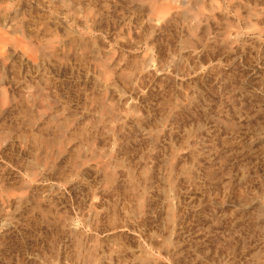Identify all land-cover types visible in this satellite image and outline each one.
<instances>
[{
    "label": "rangeland",
    "instance_id": "rangeland-1",
    "mask_svg": "<svg viewBox=\"0 0 264 264\" xmlns=\"http://www.w3.org/2000/svg\"><path fill=\"white\" fill-rule=\"evenodd\" d=\"M135 1L0 0V264H230L236 258L239 264L259 260L260 264L264 260V168L235 182L254 165L255 160L249 159L264 151V117L251 116L264 103V78L257 79L256 74L264 73V64L256 56L259 62L254 64L255 57L241 56L237 70L226 53L215 48L203 51L180 25L169 32L153 30L144 19L149 8L159 11L160 3L146 0L152 5L143 10L144 3ZM85 16L95 20L84 23ZM226 20L220 21L222 27ZM257 50L262 54L264 44ZM197 91L206 97L202 121L221 118L211 136L215 141L207 137L210 143L206 140L200 156L197 147L190 150L187 145L190 125L175 120V112ZM257 97L262 99L258 104ZM237 101L241 109L233 106ZM200 102L185 115L199 114ZM225 110L235 117L229 123L234 121L237 127L228 122L223 126L222 120L229 117ZM220 145L233 151L222 152ZM210 146L224 159L215 166L219 172L223 169L219 178L227 181L233 175L226 182L230 187L221 179L215 181L219 192L210 191V198L227 200L223 193L228 188L235 200L224 202L215 221L205 222L202 205L210 206L211 200L202 203L201 198L202 189L210 186L205 179ZM241 193L247 196L236 197ZM191 195L200 197L193 205L187 201ZM208 210L206 216L211 215ZM174 215L177 224L172 228ZM207 225L212 232L205 245L199 236ZM250 235H258L256 244L239 242ZM204 246L211 249L208 254L202 251Z\"/></svg>",
    "mask_w": 264,
    "mask_h": 264
},
{
    "label": "bare ground",
    "instance_id": "bare-ground-1",
    "mask_svg": "<svg viewBox=\"0 0 264 264\" xmlns=\"http://www.w3.org/2000/svg\"><path fill=\"white\" fill-rule=\"evenodd\" d=\"M137 1V0H136ZM135 1V2H136ZM141 1H144V0H141ZM141 1H139L140 2V4L142 5L143 3V7H145V9H143V7H142V9L143 10H146V7L147 6H149V5H152V4H147L146 5V0H145V2H141ZM149 1V0H148ZM156 1V3L155 4H159V5H161V6H157V5H155V7L156 8H158V10L159 11H155L153 8H149L150 10H148V13L146 14V20L144 19V21H147V24H149V27H151V28H153V30H155L156 28H159L160 30L162 29V30H165V32L166 31H168V30H172L173 28H175L176 26H178V25H180V26H182V28L184 29V31L186 32V34L188 35L187 36V38L189 37L190 39H191V41H195L200 47H202L201 49L203 50V51H208V50H211L212 51V49H214L215 48V51L216 52H219V51H221V52H219V53H226V55H228L229 57H230V59H231V61L233 62V64L235 65V67L237 66L238 67V65L240 66V60H239V57H240V59H241V56H243V57H247V59H248V57H251V56H253V57H258V59H261V61L260 62H262V64H264V52L262 53V54H258L259 52H258V50H257V48H259L260 47V44H264V0H167V4L166 3H164V1L162 0V2L164 3V5H165V7L163 6V3L161 2V0H160V2H158L157 3V1H159V0H155ZM154 1V2H155ZM139 2L137 1L136 3H138V5H139ZM151 2V1H150ZM131 3V2H130ZM141 5H140V7H141ZM155 8V9H156ZM160 8H162L161 10H160ZM148 9V8H147ZM146 12V11H145ZM139 13V12H138ZM220 14H223V16H228L229 17V20H226V17L225 18H222L223 20H220V21H222V23H223V21H225L226 20V22L224 23L225 24V26L224 27H222L220 24H221V22L219 21V19H221V18H218L219 16H220ZM89 17H91V19L89 18ZM227 17V18H228ZM225 19V20H224ZM83 22L85 23V22H87V21H89V20H91V21H94L95 20V16L94 17H92V16H85L83 19ZM243 24L245 27V30L246 31H243V32H241V27L243 26H241L240 27V24ZM223 24V25H224ZM148 27V26H147ZM177 28V27H176ZM244 30V29H243ZM151 32V31H150ZM169 32V31H168ZM181 32V31H180ZM161 34V33H160ZM242 35H244V36H242ZM249 35L251 36V35H253V36H255V37H253V36H251V37H249ZM245 37H248V38H246L245 39ZM188 38V39H189ZM189 39V40H190ZM190 42V41H189ZM186 44V43H185ZM188 44V43H187ZM186 44V45H187ZM179 45H181V44H179ZM185 45V46H186ZM188 47H190L189 45H188ZM185 48V47H184ZM187 48V47H186ZM188 49H190V48H188ZM190 50H193L192 49V46H191V49ZM189 50V51H190ZM195 50V49H194ZM193 50V51H194ZM180 51V50H179ZM202 51V52H203ZM214 51V53H216ZM196 52V51H195ZM213 52V51H212ZM212 52H211V54H212ZM188 53V52H187ZM204 55H206L205 53H203ZM218 54V53H217ZM228 56H227V58H228ZM255 57V58H256ZM246 59V58H245ZM250 59V58H249ZM257 59V58H256ZM255 59V60H256ZM257 59V60H258ZM239 60V61H238ZM254 60V61H255ZM248 61V60H247ZM250 61V60H249ZM253 61V60H252ZM253 61V64L254 63H257V62H259V60L258 61H255L254 62ZM207 62H209V61H207ZM246 62V61H245ZM245 62H244V64H245ZM247 63V62H246ZM249 63H252V62H249ZM215 64V63H214ZM231 64V63H230ZM232 64V65H233ZM226 65H228V64H226ZM248 65V64H247ZM252 65V64H251ZM258 65V68H259V63L257 64ZM257 65H255L256 67H257ZM203 66V65H202ZM201 66V67H202ZM217 66V65H216ZM264 66V65H263ZM218 67V66H217ZM233 67V66H232ZM237 67H236V69H237ZM244 67V66H243ZM248 67V66H247ZM249 67H251V66H249ZM248 67V68H249ZM253 67V66H252ZM240 68V67H239ZM242 68V67H241ZM240 68V69H241ZM258 68H257V70H258ZM256 69V68H255ZM238 70V69H237ZM243 71H242V74L243 73H246V71H247V69L245 70V69H242ZM252 71V70H251ZM262 71V70H261ZM237 72H239V71H237ZM241 72V71H240ZM257 72V71H256ZM264 72V71H263ZM219 73V72H218ZM255 74V73H254ZM257 74V76H260V78H257V79H261V78H264V73H262V72H259V73H256ZM204 75H206V74H204ZM243 75H245V74H243ZM246 75H249L248 73H246ZM209 76V75H208ZM253 76V75H252ZM244 77V76H243ZM251 77V76H250ZM249 77V78H250ZM254 77V76H253ZM253 77H252V79H253ZM256 77V76H255ZM254 77V78H255ZM206 78V77H205ZM248 78V77H247ZM203 79V78H202ZM210 79V78H209ZM236 79V78H235ZM251 79V80H252ZM206 80V79H205ZM205 80H203V81H205ZM215 80H217V79H215ZM208 81V80H207ZM221 81V80H220ZM228 81V80H227ZM255 81H256V78H255ZM259 81V80H258ZM258 81H256V82H258ZM262 81H264L263 79H262ZM217 82V81H216ZM239 82V81H238ZM219 83V82H218ZM259 83H261V82H259ZM263 83V82H262ZM204 84V83H203ZM212 84V83H211ZM221 84V83H220ZM200 85V84H199ZM215 85V84H214ZM216 85H217V83H216ZM261 85V84H260ZM263 85V84H262ZM205 86V85H204ZM259 86V85H258ZM215 88V87H214ZM210 90H212V89H210ZM214 90V89H213ZM219 90V89H218ZM202 91H204V89L202 90ZM216 91V90H215ZM213 92V91H212ZM217 92V91H216ZM215 92V93H216ZM192 93V92H191ZM202 93H204V92H201V91H197L196 92V94H194V99H192V100H190L189 102H188V100H187V104L185 105L184 104V106L183 107H181L180 108V112H178L177 113V111L174 113L175 115V120H176V122H178V123H180V124H184V125H186V123H188L189 125H190V129H189V131H188V146L190 147L189 149L190 150H192V149H194V148H198L196 151H198L197 153L199 154L200 152L199 151H201V149H203V147H204V145L207 143L206 142V140L207 139H209V138H211V136H214L213 135V133H215V130H216V128L217 127H219V124H220V121H221V118H220V121L219 122H217L218 120H219V117H217L218 118V120H216V116H215V118H212L213 116H211V118L208 120H204V121H202V117H203V114H202V109L204 108H202V103H203V100L202 99H204V98H206V97H203L202 98ZM214 93V92H213ZM217 93H219V92H217ZM234 93V92H233ZM205 94V93H204ZM203 94V95H204ZM217 95H219V96H222V95H220V93L219 94H217ZM230 95V94H229ZM245 95V94H244ZM218 96V97H219ZM228 96V95H227ZM251 96V95H250ZM191 98H192V96H190ZM232 98V97H231ZM238 98H239V96H238ZM209 99V98H208ZM241 99V98H240ZM259 99H261L260 97L258 98H256V100L258 101L257 102V104L259 103ZM198 100H201V106H200V109H201V112L199 113V114H196L195 113V115H191V114H189V116H187V114L189 113V110L191 111V108H193L194 106H196L197 107V105H195V103H196V101H198ZM206 100V99H205ZM212 100H214V99H212ZM226 100V99H225ZM224 100V101H225ZM234 100H236L235 98H234ZM234 100H232V101H234ZM238 100V99H237ZM262 100V99H261ZM260 100V101H261ZM207 101H209V100H207ZM223 101V102H224ZM227 101V100H226ZM248 101V100H247ZM255 101V100H254ZM205 102V101H204ZM213 102V101H212ZM223 102H220V103H223ZM231 101H229V103H230ZM213 103H216V102H213ZM226 103V102H225ZM225 103L223 104V105H225ZM207 105H208V103H206ZM212 104V103H211ZM236 105H234L233 104V106L235 107L236 106V108H237V104H239V102L237 101V103H235ZM242 104V103H241ZM246 104V103H245ZM215 105V104H214ZM226 105H228L227 107H229V105L230 104H228V102H227V104ZM255 105H256V103H255ZM254 105V106H255ZM203 106H206L205 105V103H204V105ZM216 106H218L217 104H216ZM231 106H232V104H231ZM238 106H240V105H238ZM247 106H249V105H247ZM246 106V107H247ZM209 107V106H208ZM208 107H205V109L208 111ZM210 107H212L213 108V106H210ZM226 107V108H227ZM215 108H217V107H215ZM233 108V107H232ZM239 108V107H238ZM237 108V109H238ZM249 108V107H248ZM252 108V107H251ZM225 109V108H224ZM235 109V108H234ZM233 109V110H234ZM239 109H241V108H239ZM245 109V108H244ZM254 109V108H253ZM179 110V109H178ZM204 110V109H203ZM213 110V109H212ZM211 110V111H212ZM216 110V109H215ZM229 110V111H228ZM227 111L228 112H230V110L231 109H228ZM232 110V111H233ZM255 110V111H254ZM252 112H254V113H251L252 115V117H253V119H259L260 117H264V103L262 104V103H260V104H258L256 107H255V109H254ZM195 111V110H194ZM206 111V114L208 115L209 113L210 114H212L211 112H210V110L207 112ZM231 111V112H232ZM205 112V111H204ZM217 112H219V110H217ZM220 112H222V109L220 110ZM227 112V113H228ZM230 112V113H231ZM236 112H238V110L236 111V109H235V113H233L232 112V114H236ZM185 113H187L186 115H185ZM190 113H192V111L190 112ZM225 113H226V110H225ZM224 113V114H225ZM227 113L225 114L226 116H227ZM243 113V112H242ZM216 114V112L215 113H213V115H215ZM183 115H185V117H182ZM205 115V114H204ZM206 115V116H207ZM231 115V114H230ZM241 115V114H240ZM204 117V118H208V117ZM221 116L223 117V115H222V113H221ZM228 116H229V113H228ZM227 116V117H228ZM231 116H229L228 118H230ZM232 117H234V116H232ZM231 117V118H232ZM228 118H227V120L226 121H223L222 120V122L221 123H223V126H225V127H227L228 125H227V122L229 123H231L232 122V119L230 118V121L228 120ZM235 118V117H234ZM242 118H244V117H242ZM246 118V117H245ZM179 119V120H178ZM238 119H240V116H239V118ZM248 119V118H247ZM251 119V118H250ZM252 119V120H253ZM178 120V121H177ZM233 120H235V119H233ZM244 120V119H243ZM246 120V119H245ZM262 120V119H261ZM240 121V120H239ZM247 121V120H246ZM248 121H250L249 119H248ZM254 121V120H253ZM258 122L260 121V120H257ZM237 122V121H236ZM242 122V121H241ZM244 122V121H243ZM229 123V124H230ZM263 123V122H262ZM233 125H231L232 127L234 126V127H237V125H234V121H233V123H232ZM236 124H238V122L236 123ZM241 124V123H240ZM240 124H238V127H239V125ZM244 125H245V123H243ZM251 123H247V125H250ZM253 124V123H252ZM251 124V125H252ZM260 125L261 126H263L261 123H260ZM259 125V126H260ZM221 126V125H220ZM256 126V125H255ZM186 127H187V125H186ZM224 127V128H225ZM257 127H258V125H257ZM256 127V128H257ZM264 127V126H263ZM262 127V128H263ZM221 128V127H220ZM229 128H231V127H229ZM246 128H248V127H246ZM251 129H253V126H251L250 127ZM258 128H261V127H258ZM261 128V129H262ZM187 129V130H188ZM219 129V128H218ZM222 129V128H221ZM226 129V128H225ZM224 129V130H225ZM249 129V128H248ZM255 129V128H254ZM260 129V130H261ZM227 130H229L228 128L226 129V131ZM231 130V129H230ZM234 130V129H233ZM232 130V131H233ZM263 130V129H262ZM218 131H220V130H218ZM223 131V130H222ZM244 131V130H243ZM255 131L257 132V129H255ZM221 132V131H220ZM229 132V131H228ZM234 132V131H233ZM245 132H246V130H245ZM248 132V131H247ZM251 132V131H250ZM218 133V132H217ZM221 134H223L222 132H221ZM244 135H245V133H243ZM252 134H255V132L254 133H252ZM257 134H258V132H257ZM256 134V135H257ZM261 134V133H260ZM260 134H258L259 136H260ZM183 135V134H182ZM219 135V134H218ZM229 135V134H228ZM235 135V134H234ZM244 135H242V136H244ZM248 135V134H247ZM256 135H254V137L256 136ZM257 135V136H258ZM216 137H217V134L215 135ZM221 137L223 136V135H220ZM249 136H250V134H249ZM249 136H247L248 138H249ZM253 136V135H252ZM252 136H250V137H252ZM256 136V137H257ZM207 137H209V138H207ZM219 137V136H218ZM217 137V138H218ZM261 137V136H260ZM260 137H258L259 139H260ZM262 137H264V133H263V135H262ZM212 138H214V137H212ZM211 138V139H212ZM253 138V137H252ZM258 138H256V140H258ZM216 139V138H215ZM223 139V138H222ZM221 139V140H222ZM254 139V138H253ZM252 139V140H253ZM212 140H214V139H212ZM211 140V141H212ZM220 140V141H221ZM255 140V139H254ZM208 141V143H210L209 141L210 140H207ZM215 141V140H214ZM213 141V142H214ZM217 141V140H216ZM223 141V140H222ZM224 141H226V140H224ZM187 142V141H186ZM219 142V141H218ZM212 143V142H211ZM227 143V142H226ZM250 143H253V142H251V140H250ZM217 144V143H216ZM220 144H222L221 142H220ZM223 144H225V143H223ZM228 144V143H227ZM184 145V144H183ZM210 145V144H209ZM213 145H214V143H213ZM213 145H211V146H213ZM226 145V144H225ZM241 145V144H240ZM206 146V145H205ZM210 146V148L212 149L213 147H211ZM230 146V145H229ZM238 146V145H237ZM207 147V146H206ZM214 147H216L215 145H214ZM222 148V146L220 145L219 146V148ZM236 147V146H235ZM179 148V147H178ZM220 148V149H221ZM238 149H241V148H243V146H241V148L238 146L237 147ZM185 149V148H184ZM206 149H208V148H206ZM210 149V150H211ZM217 149H218V147H217ZM234 149H236V148H234ZM237 149V150H238ZM181 150V149H180ZM204 150H205V148H204ZM213 151L212 152H206L205 153V151H204V153L206 154L205 155V157H206V159H207V162H208V166H207V168H208V170L206 171V174H205V179H206V181H208V182H206V183H208V184H210V186H208V188H207V190H204V189H202V203H205V201L207 202V200L209 201V200H211V203H209L210 204V206H208V207H206V206H204V205H202V221H205L206 222V220L208 221V219H213L214 221L217 219V212H219V213H221V207H222V205L224 204V202H233V199L235 200V196L232 194V193H230L229 191H228V188H227V191H225L223 194H225L224 196H225V198H227V200L226 199H219L218 197H217V195H215L214 196V198L212 197V198H210V191L212 192V195H213V193L214 194H217L216 193V191H218L219 192V188L220 187H218L217 185H215V181H217L218 182V179H221V178H219V176L220 177H222L221 175H220V173L221 172H223L222 170H221V172H219L220 170H218V166H219V164L218 163H220L221 161H222V159L223 158H221V155H219V154H217V150H216V148H215V150H216V152H214V149H212ZM236 150V151H237ZM264 150V149H263ZM179 151V150H178ZM195 151V152H196ZM221 151L223 152V151H227L228 153L229 152H231V151H233V148H231V146L230 147H226V148H224L223 147V149H221ZM184 152V151H183ZM190 152V151H189ZM203 152V151H202ZM221 152V153H222ZM238 152H239V150H238ZM238 152H237V154H238ZM241 152V151H240ZM218 153H220V152H218ZM220 153V154H221ZM228 153H226V154H228ZM176 154V153H175ZM223 154H225V152L223 153ZM237 154H235V155H237ZM256 154V153H255ZM187 155V154H186ZM200 155H202V153H200L199 154V156ZM229 155V154H228ZM245 155H246V153H245ZM258 155V154H257ZM184 156V155H183ZM254 156V155H253ZM190 157V156H189ZM196 157H197V155H196ZM203 157V156H202ZM222 157H223V155H222ZM236 157V156H235ZM235 157H232L233 159L235 158ZM199 157H197V159H198ZM201 158V157H200ZM225 158H226V156H225ZM229 158H230V156H229ZM206 159H205V161H206ZM227 159V158H226ZM233 159H230V161L231 160H233ZM254 161L253 162V166L252 167H249V168H247V169H245V173L243 174L242 173V175L240 176V175H238L239 177L236 179L235 177V179H236V181L235 182H237V181H243V180H245V179H247L246 178V176L248 175H250V176H252V175H256V173L259 171V170H262L263 168H264V151H262L258 156H254L253 158H250L249 160L250 161H252V160ZM180 160V159H179ZM192 160V159H191ZM228 160V159H227ZM226 160V161H227ZM236 160V159H235ZM223 161H224V159H223ZM223 161H222V163H223ZM230 161H228V162H226V163H229ZM249 161V162H250ZM155 162V161H154ZM173 162V161H172ZM177 162V161H176ZM237 162V161H236ZM244 162V161H243ZM172 164V163H171ZM177 164H178V162H177ZM196 164V163H195ZM199 164V163H198ZM217 164H218V166H217ZM230 164V163H229ZM235 164H237V163H235ZM252 164V163H251ZM226 165H228V164H226ZM232 165H233V163H232ZM231 165V166H232ZM172 166V165H171ZM203 166V165H202ZM215 166H217V167H215ZM234 166V165H233ZM238 167H239V165H237ZM243 167V169L244 168H246L245 167V165H242ZM156 167V166H155ZM204 167H205V164H204ZM229 167V166H228ZM189 169V168H188ZM202 169H203V167H202ZM206 169V168H205ZM214 169H216V171L214 170ZM226 169H228V168H226ZM230 170H231V168H229ZM228 169V170H229ZM234 169V168H233ZM236 169H238L237 167H236ZM235 169V170H236ZM225 170V169H224ZM242 169H241V167H240V171H241ZM226 171V170H225ZM224 171V172H225ZM237 171V170H236ZM227 172H229V171H226V174H227ZM241 172H243V171H241ZM177 173H179V172H177ZM233 173H235V171H233ZM237 173V172H236ZM240 173V172H239ZM142 174V173H141ZM222 174V173H221ZM225 174V175H226ZM229 174H230V172H229ZM229 174H227L228 176H229ZM226 175V176H227ZM144 176V175H143ZM191 176V175H190ZM233 175L231 174L230 176H229V179H230V181H229V183L231 182V180H232V177ZM249 176V177H250ZM151 177V176H150ZM147 178V177H146ZM153 178V177H152ZM183 178H185V177H183ZM223 178H224V174H223ZM189 179V178H188ZM202 179H204V178H202ZM228 179V180H229ZM191 180V179H190ZM192 180H194V179H192ZM222 180V179H221ZM227 180V181H228ZM250 180H252V178L250 179ZM255 180H257V179H255ZM255 180H254V183H255ZM183 181H184V179H183ZM223 181V183H224V179L222 180ZM221 181V182H222ZM227 181H225V183L227 182ZM152 182V181H151ZM154 182V181H153ZM174 182V181H173ZM204 182V181H203ZM251 182V181H250ZM185 183V182H184ZM219 183H220V180H219ZM224 183V184H225ZM238 184H239V182H237ZM241 183V182H240ZM246 183V181H244V184ZM262 183V182H261ZM150 184V183H149ZM177 184V183H176ZM187 184V183H186ZM227 185H228V183H226ZM260 184V183H259ZM207 185V184H206ZM205 185V186H206ZM257 185H258V183H257ZM261 185V184H260ZM203 186V185H202ZM251 186H252V184H251ZM251 186H250V188H251ZM259 186V185H258ZM262 186V185H261ZM228 187H230L229 185H228ZM254 187V186H253ZM252 187V188H253ZM148 188V187H147ZM180 188V187H179ZM203 188V187H202ZM250 188H248L247 190H251ZM263 188V187H262ZM232 189H233V187H232ZM240 189V188H239ZM242 189V188H241ZM256 189V188H255ZM223 190H225V189H223L222 188V191ZM221 191V190H220ZM235 191V190H234ZM254 192H256L255 190H253ZM172 192V191H171ZM237 192V191H236ZM235 192V193H236ZM238 192H241V191H238ZM244 192V191H243ZM250 192V191H249ZM227 193V194H226ZM245 193V192H244ZM184 194V193H183ZM221 194V193H220ZM241 194H243V193H241ZM251 194V193H250ZM211 195V196H212ZM252 195V194H251ZM259 195V194H258ZM223 196V195H222ZM223 196V197H224ZM240 197V196H245L244 194L243 195H237L236 194V197ZM247 196V195H246ZM245 196V197H246ZM250 196V195H249ZM253 196V195H252ZM198 197L199 196H189V199L187 200V201H189V202H191V205H193L192 204V201L195 199V198H197L198 199ZM221 197V196H220ZM242 197H241V199H242ZM200 198V197H199ZM209 198V199H208ZM201 199H199V200H201ZM238 198H236V200H237ZM244 199V198H243ZM242 199V200H243ZM180 201V200H179ZM186 201V200H185ZM241 201V200H240ZM239 201V199L236 201V203H237V205H239L240 203H242V202H240ZM249 201V200H248ZM251 201V200H250ZM195 202V201H194ZM240 202V203H239ZM247 202V201H246ZM262 202V201H261ZM227 203V204H228ZM234 203H235V201H234ZM236 203H235V205H236ZM243 203H245V202H243ZM251 203V202H250ZM257 203V202H256ZM264 203V202H263ZM182 204V203H181ZM246 204H248V203H246ZM259 204V203H258ZM262 204V203H261ZM195 205H197V204H195ZM194 205V206H195ZM245 205V204H244ZM263 205V204H262ZM262 205L260 206V207H262ZM172 206V205H171ZM173 206H176V205H173ZM172 206V207H173ZM225 206V205H224ZM234 206V205H233ZM240 206V205H239ZM196 207V206H195ZM235 207V206H234ZM259 207V208H260ZM264 207V206H263ZM262 207V208H263ZM211 208V209H210ZM247 208V207H246ZM256 208V207H255ZM206 209H209V210H211L209 213L211 214L210 216H206V214L208 213H205V210ZM241 209V208H240ZM208 210V211H209ZM252 210V209H251ZM260 211V210H259ZM258 211V212H259ZM264 211V210H263ZM238 212V211H237ZM173 213V212H172ZM175 213V212H174ZM183 213V212H182ZM185 213V212H184ZM222 213H224V212H222ZM255 213V212H254ZM230 214V213H229ZM240 214H242V213H240ZM258 214V213H257ZM221 215H223V214H221ZM225 215V214H224ZM223 215V216H224ZM236 215V214H235ZM234 215V216H235ZM259 215V214H258ZM257 215V216H258ZM261 215V214H260ZM211 216H213V217H211ZM232 216V215H231ZM240 216V215H239ZM175 217V215L173 216V218L171 219V227L172 228H175V225L177 224L176 223V221H177V216H176V218H174ZM222 217V216H221ZM237 217V216H236ZM249 217V216H248ZM233 218V217H232ZM262 218V217H261ZM264 218V217H263ZM201 219V218H200ZM222 219H224V217L222 218ZM251 218H249V220H250ZM237 220V219H236ZM170 221V220H169ZM218 221V220H217ZM216 221V222H217ZM249 222V221H248ZM203 223V222H202ZM242 223V222H241ZM258 223V222H257ZM199 224V223H198ZM217 224V223H216ZM215 224V225H216ZM206 225V224H205ZM204 225V226H205ZM264 225V224H263ZM203 226V225H202ZM203 226V227H204ZM238 226V225H237ZM261 226V225H260ZM260 226H258V227H260ZM203 227H202V229H203ZM209 227H211V226H209V225H207L206 226V229L204 230H202V234L199 236V240H201L202 241V243L204 244L205 243V245H206V243H207V238H208V236H209V234H210V232H212L211 230V228H209ZM213 227V226H212ZM247 227H249V226H247ZM257 227V226H256ZM257 227V228H258ZM214 228V227H213ZM216 228V227H215ZM250 228V227H249ZM248 228V229H249ZM186 229V228H185ZM168 230V229H167ZM172 230V229H171ZM174 230V229H173ZM214 230V229H213ZM237 230V229H236ZM250 230V229H249ZM258 230V229H257ZM261 230V229H260ZM216 231H218V230H216ZM253 231V230H252ZM262 231V230H261ZM168 232V231H167ZM214 232V231H213ZM235 232V231H234ZM259 232V231H258ZM258 232H257V234H258ZM198 233V232H197ZM216 233V232H215ZM254 233V232H253ZM260 233V232H259ZM213 234V233H212ZM241 234V233H240ZM250 234V233H249ZM249 234H247V235H249ZM260 234H262V232L260 233ZM185 235V234H184ZM214 235V234H213ZM246 235V234H245ZM198 236V235H197ZM215 236H216V234H215ZM255 236H256V234H255ZM255 236H253V235H250V236H247V237H245V238H242L239 242H242V244H245V245H248L249 243L251 244V245H254V244H256V239H257V237H258V235H257V237H255ZM260 236V235H259ZM262 236V235H261ZM189 237V236H188ZM193 237H194V235H193ZM211 237V236H210ZM243 237V236H242ZM183 238V237H182ZM190 238V237H189ZM194 238H196V237H194ZM236 238V237H235ZM237 238H239V237H237ZM236 238V239H237ZM241 238V237H240ZM263 238V237H262ZM192 239V238H191ZM197 239V238H196ZM227 239V238H226ZM209 240H210V238H209ZM239 240V239H238ZM263 240V239H262ZM233 241V240H232ZM236 241V240H235ZM180 242V241H179ZM194 242H195V240H194ZM196 242H198V241H196ZM258 242V241H257ZM199 243V242H198ZM223 243V242H222ZM227 242H225L224 244H226ZM235 243V242H234ZM237 243V242H236ZM264 243V242H263ZM189 244V243H188ZM191 244H193V242L191 243ZM197 244V243H196ZM211 244H213V243H211ZM229 244H231V243H229ZM180 245V244H179ZM202 245V244H201ZM233 245V244H232ZM231 245V246H232ZM237 245H239V244H237ZM241 245V244H240ZM239 245V249H243L244 248V245L241 247ZM166 246V245H165ZM170 246V245H169ZM212 246V245H211ZM227 246V245H226ZM234 246H236V245H234ZM167 247V246H166ZM205 247V246H204ZM227 247H229V246H227ZM226 247V248H227ZM247 247V246H246ZM249 247V246H248ZM247 247V248H248ZM202 248H203V246H202ZM208 248H210V246L208 247ZM222 247H220V249H221ZM232 248V247H231ZM230 248V249H231ZM234 248V247H233ZM232 248V249H233ZM250 248V247H249ZM248 248V249H249ZM194 249V248H193ZM205 250H202V251H204V253H206L209 249H207L206 250V247L204 248ZM229 249V248H228ZM231 249V250H232ZM236 249V248H235ZM238 249V248H237ZM211 250V249H210ZM210 250H209V252H210ZM227 250V249H226ZM244 250V249H243ZM258 250V249H257ZM262 250V249H261ZM229 251V250H228ZM232 251H234V250H232ZM236 251V250H235ZM234 251V252H235ZM209 252H207V254L209 253ZM222 252V251H221ZM226 252V251H225ZM238 252V251H237ZM220 253V252H219ZM223 253V252H222ZM221 253V254H222ZM227 253V252H226ZM232 252H230L229 254H231ZM250 253V252H249ZM249 253H248V255H249ZM252 253V252H251ZM256 253V252H255ZM203 254V253H202ZM218 254V253H217ZM234 254V253H233ZM247 254V253H246ZM256 254H258V253H256ZM255 254V255H256ZM262 254V253H261ZM216 255V254H215ZM223 255V254H222ZM235 255V254H234ZM234 255H233V257H234ZM252 255V254H251ZM254 255V254H253ZM212 256V255H211ZM214 256V255H213ZM224 256H225V253H224ZM207 257V256H206ZM220 258L222 257V256H219ZM225 257H227V256H225ZM259 257V256H258ZM215 258H217V256L216 257H214V259ZM222 258H224V257H222ZM228 258H230V256L228 257ZM232 258V257H231ZM235 258V257H234ZM233 258V259H234ZM248 258V257H247ZM251 258V257H250ZM202 259H204L205 260V256H204V258H202ZM207 259V258H206ZM209 260L208 261H211L210 260V258H208ZM212 259V258H211ZM217 259H219V258H217ZM217 259L215 260V261H217ZM240 259V258H239ZM256 259V258H255ZM213 260V259H212ZM221 261H223L222 259H220ZM225 260V259H224ZM235 260V259H234ZM236 260H237V258H236ZM234 261V262H236V263H238L239 264V262L238 261H240V260H238V261ZM254 260V259H253ZM219 261V260H218ZM231 261V260H230ZM202 262H203V260H202ZM212 262V261H211ZM224 262V261H223ZM228 262V261H227ZM226 262V263H227ZM234 262H231L232 264L234 263ZM257 262V261H256ZM260 262V260L258 261V263ZM264 262V260H262L261 261V263L260 264H264L263 263ZM209 263V262H208ZM214 263V262H213ZM212 263V264H213ZM216 263V262H215ZM220 263V262H219ZM222 263V262H221ZM229 263V262H228ZM230 263V264H231ZM244 263V262H243ZM247 263H249L250 264V262H247ZM251 263H252V261H251ZM257 263V264H258ZM203 264H205V263H203ZM209 264H211V263H209ZM217 264V263H216ZM240 264H242V261L240 262ZM245 264V263H244ZM255 264V263H254Z\"/></svg>",
    "mask_w": 264,
    "mask_h": 264
}]
</instances>
